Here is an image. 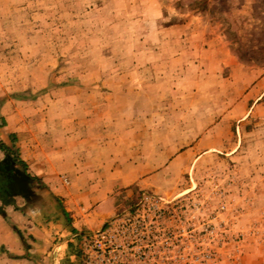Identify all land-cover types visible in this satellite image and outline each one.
I'll list each match as a JSON object with an SVG mask.
<instances>
[{"label":"rangeland","instance_id":"obj_1","mask_svg":"<svg viewBox=\"0 0 264 264\" xmlns=\"http://www.w3.org/2000/svg\"><path fill=\"white\" fill-rule=\"evenodd\" d=\"M11 7L0 34L8 40L0 45V82L21 79L29 89L34 82L29 100L53 86L72 104H153L149 111L167 118L162 136L176 163L147 175V187H129L113 215L153 194L171 201L177 216L167 221L166 264H264V0H17ZM204 220L215 236L195 234ZM73 248L70 258L57 253L48 264H81Z\"/></svg>","mask_w":264,"mask_h":264},{"label":"crops","instance_id":"obj_2","mask_svg":"<svg viewBox=\"0 0 264 264\" xmlns=\"http://www.w3.org/2000/svg\"><path fill=\"white\" fill-rule=\"evenodd\" d=\"M16 1L0 0V34ZM6 43L0 35V45ZM23 84L0 82V144L18 162L9 165L0 150V264H48L57 253L70 258L76 234L99 228L129 187H147V175L169 169L178 156L168 160L161 127L167 118L153 115V104H72L53 86L29 100L25 95L39 88Z\"/></svg>","mask_w":264,"mask_h":264},{"label":"built area","instance_id":"obj_3","mask_svg":"<svg viewBox=\"0 0 264 264\" xmlns=\"http://www.w3.org/2000/svg\"><path fill=\"white\" fill-rule=\"evenodd\" d=\"M63 183L67 181L63 179ZM171 205V201L141 193L132 206L112 215L99 228L76 234L81 264H154L157 258L166 264L168 237L173 234L167 221L177 217L169 212ZM196 225L195 234L204 237H213L218 231L206 220Z\"/></svg>","mask_w":264,"mask_h":264},{"label":"trees","instance_id":"obj_4","mask_svg":"<svg viewBox=\"0 0 264 264\" xmlns=\"http://www.w3.org/2000/svg\"><path fill=\"white\" fill-rule=\"evenodd\" d=\"M201 2H202V1H199L198 3H201ZM0 150L3 151L4 154L6 155L5 158H6V160L8 161V164H9V165H16V163H18V162H16V160H15L14 154L12 155V154L9 152L10 150H9L6 146L0 144ZM10 155H11V156H10Z\"/></svg>","mask_w":264,"mask_h":264},{"label":"flooded vegetation","instance_id":"obj_5","mask_svg":"<svg viewBox=\"0 0 264 264\" xmlns=\"http://www.w3.org/2000/svg\"><path fill=\"white\" fill-rule=\"evenodd\" d=\"M16 180H17V185H19V184H20V183L18 182V181H19V179L17 178ZM18 183H19V184H18Z\"/></svg>","mask_w":264,"mask_h":264}]
</instances>
